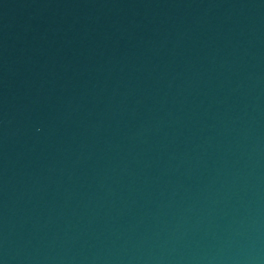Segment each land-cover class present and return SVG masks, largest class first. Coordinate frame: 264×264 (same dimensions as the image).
<instances>
[{"label": "water", "instance_id": "1", "mask_svg": "<svg viewBox=\"0 0 264 264\" xmlns=\"http://www.w3.org/2000/svg\"><path fill=\"white\" fill-rule=\"evenodd\" d=\"M0 264H264V0H0Z\"/></svg>", "mask_w": 264, "mask_h": 264}]
</instances>
